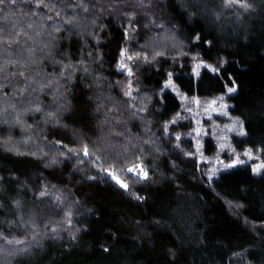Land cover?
Masks as SVG:
<instances>
[{"label": "trees", "instance_id": "16d2710c", "mask_svg": "<svg viewBox=\"0 0 264 264\" xmlns=\"http://www.w3.org/2000/svg\"><path fill=\"white\" fill-rule=\"evenodd\" d=\"M76 2L0 5V35L13 23L27 33L0 44V240L42 234L0 264H264V171L209 180L186 153L190 140L176 141L191 127L173 123L182 104L166 88L171 76L191 97L235 88L231 112L246 129L237 144L264 156V0L247 10L224 0H152L148 9L98 0L101 10L84 0L88 12L69 7ZM121 50L133 57L131 76ZM195 58L217 71L196 79ZM139 165L148 178L131 181ZM69 210L73 234L46 229Z\"/></svg>", "mask_w": 264, "mask_h": 264}, {"label": "rangeland", "instance_id": "374dc122", "mask_svg": "<svg viewBox=\"0 0 264 264\" xmlns=\"http://www.w3.org/2000/svg\"><path fill=\"white\" fill-rule=\"evenodd\" d=\"M128 56L129 53L126 50L122 63L127 64L131 68L133 57L131 56L132 59L129 60L127 58ZM213 68L215 67L211 64L195 58L194 75L196 79L200 77L201 72L205 69L215 72L212 70ZM123 70L128 73L126 69ZM169 81L166 84V88L171 90L182 104V115L176 117L173 123H177L180 120H187L191 127L188 133L177 136L176 141L179 143L180 140H190V148L193 149V153H189V151L186 153L188 156L195 158L199 166H201L202 169L204 168L203 170H206L209 180L213 181L221 174L230 172L239 167L250 166L253 171L254 167L264 165V156L261 151H256L251 148H240L237 144L239 140H242L246 136V129L243 120L234 116L231 112L232 104L229 102V96L235 91H228L226 94L214 98L191 97L177 88L172 76ZM213 101H215V103H213ZM241 122L243 123V134H241ZM208 139H211L215 145V151L212 154L207 153L206 143ZM238 161H242V163ZM229 165L231 166L229 167ZM263 171L264 168H261L258 172H255V174L259 175ZM138 172L139 167H136L134 172H130L135 176V178H131V181L134 179H143L137 175ZM110 176L113 179L111 174ZM115 176L118 177L116 174ZM113 180L116 181L115 179ZM127 183L130 186L129 183L131 182L129 181ZM46 190L48 191V194L45 192L47 195L52 194L49 193L52 190ZM53 194L58 199L57 202L61 203L63 199V197H61L62 193L54 191ZM48 227H52L55 231L59 230L67 234H73V211H66L64 216L58 220L57 225L53 222L46 223V229ZM29 235L30 236L26 238L11 240L12 243L9 244L7 241L5 242V240H0V257L5 259L6 254H16L18 249L21 250L20 248H23L22 246L25 248L30 245L31 242L38 241L42 237L39 231H33ZM18 240L22 241V243H16Z\"/></svg>", "mask_w": 264, "mask_h": 264}, {"label": "snow or ice", "instance_id": "6c2138e0", "mask_svg": "<svg viewBox=\"0 0 264 264\" xmlns=\"http://www.w3.org/2000/svg\"><path fill=\"white\" fill-rule=\"evenodd\" d=\"M10 3H11L12 5H15V4H16V0H10ZM4 4H5V0H0V5H4ZM224 4H225V6H232V5H234V4H235V5H239L241 8H243V9H245V10H247V9H249V8L252 7V5L248 3V0H224ZM38 6H39V5H38ZM44 6H45V7H48V5H44ZM90 6H91L92 8H101V10H103V7H104V6H102L101 4H99L98 0H97V2L91 3ZM137 6L140 7V8H144V9L151 8V7L153 6V5H152V0H137ZM52 7L54 8L55 5H52ZM69 7H73V8H81L84 12H88V11H89V4L85 3L84 0H77L76 3H74V4H70ZM107 7L111 9V8L113 7V5L109 4V5H107ZM14 15H15V13L7 14V15H5V16L3 17V19H4L5 21H8V20L11 19V16H14ZM132 15L135 16V13L133 12ZM56 16H60V12L57 11V12H56ZM49 19H51V17H49ZM66 23L71 24L72 21H71V20H67ZM11 27H12V30H11V31H8L5 35H0V44H5V45H7V46H9V47H10L11 45H13V44H19V39H18V38H19L21 35H27V33H25V32L23 31V28H22V27H18L17 23H13ZM28 27L31 28L32 25H28ZM5 31H6L5 28L0 27V33H5ZM56 31H59V29L57 28ZM29 38H31V37H29ZM196 38L199 39V36H197ZM26 51L28 52L29 57H31V56L33 55V51H32V49H26ZM124 55H125L124 50H121V57L123 58ZM127 58H128L129 60L132 59L131 56H128ZM31 62H32V63H35V60H32ZM6 63L16 64V63H23V62H22V61H18V60H8V61H6ZM64 67L67 68V67H70V65H65ZM119 67H121V68H123V69H126L127 72H128V74H129L130 76L132 75V69H131L127 64H125V63H121V64L119 65ZM3 70H4V66H3V65H0V71H3ZM212 70H213V71H217L216 68H213ZM12 75L15 76V75H17V73H12ZM18 75H19L20 77H22L26 82H27V81H30V79H31L29 76H26V75H25V72H24V71H20V72L18 73ZM169 83H170V81H169ZM5 86H6V85H0V88H3V87H5ZM129 87H131V85H129ZM19 91L21 92V94H23V92L26 91V89L21 88ZM228 91H229V92H233V91H235V88H229ZM125 95H127V96H131V91L125 92ZM213 103H215V101H213ZM39 110H40L39 107H37V108H36V111H39ZM50 115H51V114H50ZM241 134H243V123H242V122H241ZM58 143H59V141H58ZM82 150H83V153H84L85 156H87V155L90 154L87 145H84ZM69 151H70V152H75L76 150H75V149H69ZM33 155H35V154L33 153ZM238 162H241V163H242V161H238ZM234 163H235V162H234ZM230 166H231V165H229V167H230ZM136 167H139V172L137 173V175H138L139 177L143 178V179H147V178H148V172L144 170V168H143L142 165L134 166V167H132V168H129L128 171H129V172H134V171L136 170ZM261 168H264V165H259V166H257V167H254V168H253V172H254V173H255V172H258ZM105 171H107V170H105ZM110 174L112 175L113 179H115V180L117 181V183L120 185V187H122V188L125 189V190L128 189L129 185H128L127 182H125V181H123V180H120L118 177L115 176L114 173H110ZM40 195H41V196H44V195H46V193L43 192V191H41V192H40ZM137 198H138V199H143V197H137ZM14 203H15L17 206H19L20 201H19V200H16V201H14ZM53 231H55V229H53ZM5 239L7 240V237H5ZM7 242H8V243H12V241H10V240H8ZM16 243H22V241H19V240H18V241H16ZM103 250H104L105 252L109 251L108 248H104ZM234 255H235V254H234Z\"/></svg>", "mask_w": 264, "mask_h": 264}]
</instances>
